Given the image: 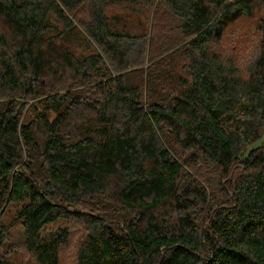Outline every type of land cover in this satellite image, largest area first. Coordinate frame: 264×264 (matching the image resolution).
<instances>
[{
	"label": "trees",
	"instance_id": "trees-1",
	"mask_svg": "<svg viewBox=\"0 0 264 264\" xmlns=\"http://www.w3.org/2000/svg\"><path fill=\"white\" fill-rule=\"evenodd\" d=\"M76 222L77 264H264V0H0V264Z\"/></svg>",
	"mask_w": 264,
	"mask_h": 264
},
{
	"label": "rangeland",
	"instance_id": "rangeland-1",
	"mask_svg": "<svg viewBox=\"0 0 264 264\" xmlns=\"http://www.w3.org/2000/svg\"><path fill=\"white\" fill-rule=\"evenodd\" d=\"M151 11L146 13L148 15V22H152L153 20H156V17L154 16L153 12L155 9V6H151ZM108 12L111 15L113 14H120V15H131L133 17L134 14H131L129 10H127V7L120 6V5H109ZM260 13V12H259ZM128 16V17H131ZM257 14L255 13L254 18L245 17L241 20H239L234 25L230 26L228 28V31L224 34L223 40L216 46L223 54L228 55L231 53L236 58L240 59L243 62L250 59V57H253L257 53V38L255 36V18ZM130 19V18H129ZM143 25V24H142ZM150 26V24H149ZM154 28V27H152ZM233 47V48H232ZM33 102V100H28L27 104H30ZM28 105L24 108L27 109ZM256 142L255 144H258ZM64 225V222L58 221L53 224H49L45 226L41 232L44 235L51 234L55 229H57L59 226ZM19 228L16 227L13 231V235L11 237V244L15 245V241L19 242L21 241L18 233ZM70 236L60 248L59 251V263L58 264H77L76 261V254L77 249L80 243V240H82V236L84 233L83 227L80 223H74L70 225ZM13 242V243H12ZM20 245V244H19ZM14 246L11 254L7 256V259L10 264H35L31 254H29L24 248L21 247V245Z\"/></svg>",
	"mask_w": 264,
	"mask_h": 264
}]
</instances>
